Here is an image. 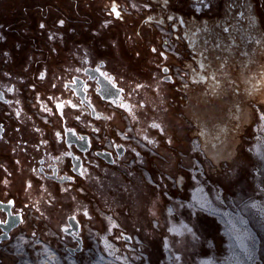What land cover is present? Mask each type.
Returning a JSON list of instances; mask_svg holds the SVG:
<instances>
[{
    "label": "flooded vegetation",
    "instance_id": "1",
    "mask_svg": "<svg viewBox=\"0 0 264 264\" xmlns=\"http://www.w3.org/2000/svg\"><path fill=\"white\" fill-rule=\"evenodd\" d=\"M262 28L264 0H0V264L78 256L106 226L162 264L153 180L183 197L194 158L179 113L222 118L257 87Z\"/></svg>",
    "mask_w": 264,
    "mask_h": 264
},
{
    "label": "rangeland",
    "instance_id": "2",
    "mask_svg": "<svg viewBox=\"0 0 264 264\" xmlns=\"http://www.w3.org/2000/svg\"><path fill=\"white\" fill-rule=\"evenodd\" d=\"M98 2L91 3L93 11L99 7ZM164 46L178 57L184 54L177 40ZM259 64L262 71L255 76L259 78L257 87L245 93L241 101L237 97L238 105L228 106L222 118L213 108L203 115L199 103L179 113L178 119L191 128L189 154L194 158L188 164L181 161L191 178L183 197L169 190L174 176L158 172L153 180L159 185L158 201L164 203L160 209L162 222L168 229L164 231L162 264H264V62ZM178 156L184 157L181 152ZM196 188L201 196H208L207 205L193 199L192 190ZM106 216L102 217L110 223ZM171 224L181 230L172 232ZM87 228V245L82 253L73 257L58 249L55 259L59 264H138L139 256L142 264H156L134 244L126 242L122 246L110 240L107 226ZM103 234L108 235L110 244ZM45 244L38 248L36 264H48L47 254L55 252Z\"/></svg>",
    "mask_w": 264,
    "mask_h": 264
},
{
    "label": "bare ground",
    "instance_id": "3",
    "mask_svg": "<svg viewBox=\"0 0 264 264\" xmlns=\"http://www.w3.org/2000/svg\"><path fill=\"white\" fill-rule=\"evenodd\" d=\"M199 189H202V188H200V187H198ZM198 188H196V189H194V190H192L193 191V199H195V200H197L200 204H203V205H207V200H206V198L208 197L207 196V194H206V196L207 197H205L204 198V196H201V192L199 191V189ZM204 188V187H203ZM206 189V188H205ZM204 189V190H205ZM220 189V188H219ZM206 193V192H205ZM209 206V205H208ZM206 207V206H205ZM172 226H173V228H172ZM181 230V228L179 227L178 228V226H176V225H172L171 224V231L172 232H175V230ZM177 230V231H178ZM179 233V232H178ZM182 233V232H181ZM180 233V234H181ZM236 235H238V234H236ZM236 237V236H235ZM241 238V237H240ZM104 239H105V241H107V238L106 237H104ZM236 239V238H235Z\"/></svg>",
    "mask_w": 264,
    "mask_h": 264
},
{
    "label": "built area",
    "instance_id": "4",
    "mask_svg": "<svg viewBox=\"0 0 264 264\" xmlns=\"http://www.w3.org/2000/svg\"><path fill=\"white\" fill-rule=\"evenodd\" d=\"M206 5V4H205ZM192 6L197 10V11H199L200 10V8H201V6H202V4H201V2L200 3H196V2H194V3H192ZM106 236H107V238H108V235L106 234ZM110 239V238H109ZM108 239V240H109ZM111 240V239H110ZM110 242V241H109ZM117 246V245H116ZM47 247V246H46ZM112 247V246H111ZM48 248V247H47ZM55 255L53 254V253H50V254H47V262H48V264H59L58 263V260L57 259H55Z\"/></svg>",
    "mask_w": 264,
    "mask_h": 264
},
{
    "label": "crops",
    "instance_id": "5",
    "mask_svg": "<svg viewBox=\"0 0 264 264\" xmlns=\"http://www.w3.org/2000/svg\"><path fill=\"white\" fill-rule=\"evenodd\" d=\"M164 175H169L168 173H164V172H162ZM171 175V174H170ZM159 185L158 184H156V187H158Z\"/></svg>",
    "mask_w": 264,
    "mask_h": 264
},
{
    "label": "water",
    "instance_id": "6",
    "mask_svg": "<svg viewBox=\"0 0 264 264\" xmlns=\"http://www.w3.org/2000/svg\"><path fill=\"white\" fill-rule=\"evenodd\" d=\"M79 249H80V247L76 248L77 251H78ZM72 252H74V251L72 250Z\"/></svg>",
    "mask_w": 264,
    "mask_h": 264
},
{
    "label": "snow or ice",
    "instance_id": "7",
    "mask_svg": "<svg viewBox=\"0 0 264 264\" xmlns=\"http://www.w3.org/2000/svg\"><path fill=\"white\" fill-rule=\"evenodd\" d=\"M154 127H158V125H154Z\"/></svg>",
    "mask_w": 264,
    "mask_h": 264
},
{
    "label": "trees",
    "instance_id": "8",
    "mask_svg": "<svg viewBox=\"0 0 264 264\" xmlns=\"http://www.w3.org/2000/svg\"><path fill=\"white\" fill-rule=\"evenodd\" d=\"M194 123H195V121H194ZM196 124V123H195Z\"/></svg>",
    "mask_w": 264,
    "mask_h": 264
}]
</instances>
